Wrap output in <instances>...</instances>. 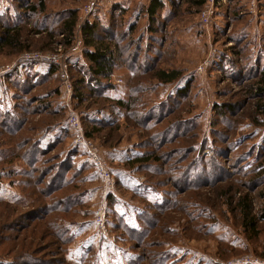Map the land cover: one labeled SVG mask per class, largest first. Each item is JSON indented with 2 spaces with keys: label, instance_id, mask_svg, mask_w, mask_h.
Wrapping results in <instances>:
<instances>
[{
  "label": "rangeland",
  "instance_id": "1",
  "mask_svg": "<svg viewBox=\"0 0 264 264\" xmlns=\"http://www.w3.org/2000/svg\"><path fill=\"white\" fill-rule=\"evenodd\" d=\"M44 2L45 12L31 14L29 3L40 0H0V34L3 22L22 34L20 46L0 49V264L264 261V221L251 237L238 204L246 198L257 211L264 190V0H162L154 18L150 0ZM70 9L78 22L69 46L49 30L58 32ZM88 22L95 43L114 51L108 94L86 66ZM172 69L179 79H157ZM82 75L85 101L73 94ZM118 97L131 111L107 117ZM74 114L84 132L102 128L92 137L101 157L135 186L116 185L121 215L107 209L101 232L93 215L102 180L85 150L72 149ZM137 151L152 158L132 168L123 160Z\"/></svg>",
  "mask_w": 264,
  "mask_h": 264
},
{
  "label": "trees",
  "instance_id": "2",
  "mask_svg": "<svg viewBox=\"0 0 264 264\" xmlns=\"http://www.w3.org/2000/svg\"><path fill=\"white\" fill-rule=\"evenodd\" d=\"M191 1H193L194 3H197L199 5H203L207 2V0H191ZM163 6H164V4H163L162 0H150V3L146 7L148 16L150 18H154L155 15H157L159 13V11L163 8ZM20 7L24 8L26 6L24 3L21 2ZM38 7H40V8H38ZM29 8L31 9V14L34 12H37V11H41V12L46 11V6H45L44 0H40V3L38 6H37V4L34 5L32 3L31 4L29 3ZM62 15H61L60 19L58 20V22L61 24L59 26V28H57L58 32H57V30L55 32L52 29H50L49 32H53V33H55V35L59 34V32L62 33L64 38H65L64 43L66 45L70 46L73 42L76 41V36H77L76 26H77V22H78V9H70L68 14L65 17H62ZM1 25L3 28V33L0 34V49L13 48L16 46H20L22 34L20 33L19 27L16 25H11V24L7 25V23H4V22L1 23ZM83 25L84 26L82 27V30H83L82 32H83V34H85V36H84L85 47H86V45H88V47L89 48L91 47V49H92V50H89L88 47L84 48V56L86 57V61H87L86 66L89 70V75H91L94 78L96 83H100V82L105 81V83L103 82V84H106L103 88V92L107 91V94H108V91H110L111 89H114V87H115L114 84H111L109 82V79L112 77L113 72H114V68H115V61L113 58L114 56L112 53L114 51L111 50V48L108 45L103 46L104 41H102V39L98 40L99 42H101V45L98 46L95 43L96 40L93 37L95 35H98L95 24H90L88 22V23H85ZM47 30L48 29H44V30H39L37 32L42 33V31H47ZM89 36H90V38H89ZM95 38H96V36H95ZM71 67L72 66L70 65V68ZM78 68H81V67H78ZM180 75H181V72L179 70L172 69V70H160L156 77H157V79L161 80L162 82L169 83V82H173V81L179 79ZM85 77H88V75H85ZM85 77L82 75L78 79L73 80L74 99H78L80 101L86 100L87 97L85 96V93L82 91V89L80 90V87H82L83 84L87 83V80L85 79ZM259 82H260V84L258 86V90H259L258 93L262 94L264 97V73L260 74V81ZM89 92L90 91H88V93ZM107 94L104 93V95H107ZM108 97L109 96L107 95V98ZM115 100H116L115 105H113L114 111L110 112L109 109H107L106 115H107V117H109L111 115V113H115V114L117 113L116 118H121V117L125 116V112L123 111V109L124 110L126 109L127 111H129L132 107V103H131V101L123 100V98H120V97L116 98ZM259 107L261 109H263V111H264V101H263V103H261L259 105ZM219 110H222L221 106H220ZM54 111H51V112L56 113ZM105 111L106 110L104 108L103 110L100 111V114H104ZM109 119L110 118H105L103 120H99V122L104 123L105 125L106 124L107 125L108 124L114 125L113 121L111 123L106 122ZM114 122H115V118H114ZM64 129H66V131H65V133H66L67 128L65 127ZM86 129H88V130H85V134L89 137H94L95 133L100 132L102 128L95 126V125H92ZM42 139L41 140L38 139L39 141H38L37 146L40 148V149H38V151L41 150V152L44 153L48 149L45 148L46 146H43V144L41 143ZM76 147L78 148L80 146L72 143V149H75ZM132 152H133V150H131V153ZM118 153L119 152H116L114 150V151H111L110 155L113 156V158H115V156ZM147 154L148 153L143 154V153L137 151L135 153V155L133 153V155L128 156L127 160H123V158L119 154L118 159L123 160L124 162L128 163L132 168H134L135 166H138L139 164H144V163L148 162L152 158V155H147ZM118 159H117V161H118ZM113 172H114V170H113ZM114 174H115V176H117V184L116 185L119 184V187H121V188L135 189L134 188L135 186L133 187V185L130 183V179L132 180V178L129 176L128 173H126L125 171H116ZM126 178H129V179L127 180ZM114 192H111L108 196L107 209L109 210V208L115 207L113 209V212H116V214L121 215V214H119V207L122 205L117 204L119 202L120 197L117 194L116 190ZM260 197L262 199V203H261V205L257 211H254V208H253L251 202L247 201L246 198H240L238 201V204L240 206L241 218H242L241 225L244 227V230L251 237H255L260 233L259 232L260 229L258 227L259 226L258 224L261 221H264V190L261 192ZM116 198H118V199H116ZM133 209H134V211L137 210L136 221L138 222V220H137L138 217L141 216L140 214L145 209L143 207H139V206H137L136 209L133 207ZM110 210H112V209H110ZM120 217L122 218V216H120ZM122 219H124V221H125L124 217ZM132 229L134 230V232H136L140 228H138L135 225H132Z\"/></svg>",
  "mask_w": 264,
  "mask_h": 264
},
{
  "label": "built area",
  "instance_id": "3",
  "mask_svg": "<svg viewBox=\"0 0 264 264\" xmlns=\"http://www.w3.org/2000/svg\"><path fill=\"white\" fill-rule=\"evenodd\" d=\"M214 1V0H211ZM68 63V62H67ZM66 63V67L70 68V64ZM60 65L58 61L57 65ZM60 67H58L59 71ZM65 75V74H64ZM69 94L70 92L67 90ZM80 118L74 114L69 118L68 124L70 128L73 130V133L77 135V137L73 140L75 145L83 148L88 155L91 163L94 166L96 175L102 180V187L100 189V202L97 204V207L94 209L93 221L98 226L100 232L106 226V212H107V198L112 192L117 184L116 176L113 173L112 169L109 168L107 161L101 157L98 146L93 141L92 137H89L85 134L84 129L82 128ZM104 231V230H103ZM264 264L262 260H254V261H244L237 262V264Z\"/></svg>",
  "mask_w": 264,
  "mask_h": 264
},
{
  "label": "crops",
  "instance_id": "4",
  "mask_svg": "<svg viewBox=\"0 0 264 264\" xmlns=\"http://www.w3.org/2000/svg\"><path fill=\"white\" fill-rule=\"evenodd\" d=\"M10 102L13 103V104L15 103V102L9 101V104H10ZM10 106H11V105H10ZM57 129H59V128H57ZM46 139H47L46 137L42 139L43 142H41V143L43 144V146H46V143H47V142H45ZM121 208H122V207H121ZM128 215H129V214H128ZM122 216L126 219L125 214H122ZM132 219H133V221H135V223H136V211H134V210H133V218H132Z\"/></svg>",
  "mask_w": 264,
  "mask_h": 264
}]
</instances>
